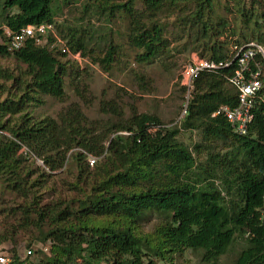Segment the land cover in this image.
Segmentation results:
<instances>
[{
  "label": "trees",
  "instance_id": "trees-1",
  "mask_svg": "<svg viewBox=\"0 0 264 264\" xmlns=\"http://www.w3.org/2000/svg\"><path fill=\"white\" fill-rule=\"evenodd\" d=\"M52 1L0 0V25L17 31L28 25L52 24ZM93 2L102 12L109 11V18L119 16L127 19L130 28L126 33V43L141 51L136 54L138 62H150L166 48L162 37L164 25L151 19L150 24L145 25L143 15L134 8V4L139 2L145 12L153 15L166 0H89L87 5ZM195 2L198 5L193 16L200 21L201 37L211 43H206L203 50L207 58L200 59L216 63L224 61L230 47L235 44L254 42L264 47V0ZM205 14L214 23L205 19ZM240 29L246 31L240 34L242 41H233L229 46L227 42L219 41L227 34L237 36ZM69 41L68 44L73 42L71 49L74 52L83 47L73 35ZM114 46L117 45H109L105 56L94 57L93 62L109 65L113 60ZM52 50L26 41L19 50L9 52L0 43V56H11L23 64L25 75L29 78V82L14 78L21 94L16 101L3 103L6 108L1 106L0 116L22 113L25 105L36 101L35 96H49L59 101L64 99L63 77L71 70L69 66L73 62L62 61ZM232 71L230 67L199 76L184 121V125L192 128L202 127L207 139L214 137L233 142L224 170L226 178L223 187L208 181L211 174H207L209 178H206L195 173L191 180L183 177L184 173L193 169L194 159L186 147L174 141L177 131L161 128L160 121L152 115L133 112L130 118L119 121L109 131L107 124L87 123L76 107L68 108L59 116L58 122L48 119L35 121L25 114L13 127L0 122V175L6 170L12 173L31 155L43 157L42 162L46 168L49 167L48 170H57L63 166L67 153L74 149L83 150V153L72 154L75 161L82 163L89 154L99 157L106 152L109 159L95 165L93 174L96 176L106 172V168H98L107 165L110 159L128 168L112 176H101V180L96 179L100 193L79 202L77 207L66 206L64 211H56L45 205L36 213L35 207L27 205L21 211L20 227H35L40 233L39 241H48L52 250L60 252V256L54 255L41 264H155L151 258L144 263L143 256L149 252L153 257L164 259L165 255L173 256L186 250L200 252L204 263L218 264V259L238 239L243 241L244 246L232 264H264V86L260 92L262 98L256 101L248 133L238 136L222 116L211 117L221 106L236 105V92L226 81V76ZM11 78L8 72L0 70V79ZM108 105L105 103L103 106L116 114L113 104ZM116 115L120 119V114ZM111 134L113 138H110ZM105 142H108V147ZM238 157L241 158L240 164H237ZM160 161H170L166 168L176 178L173 184L130 189L134 188L130 172L135 175L150 174L153 166ZM20 182L22 185V180ZM115 184L125 189L107 190ZM150 214H160L167 220L156 239L148 235L142 237L134 228ZM94 216L111 217L114 223L104 224L86 234L81 232L85 231V226L82 225L80 232H76L71 225L72 219L81 223L94 220ZM42 225L46 226L45 231ZM12 228L11 225L0 226L3 231L0 233V244L11 241L12 233H16L10 230ZM145 246L148 247L146 252L143 250ZM11 264L31 263L21 261L14 254Z\"/></svg>",
  "mask_w": 264,
  "mask_h": 264
},
{
  "label": "rangeland",
  "instance_id": "rangeland-1",
  "mask_svg": "<svg viewBox=\"0 0 264 264\" xmlns=\"http://www.w3.org/2000/svg\"><path fill=\"white\" fill-rule=\"evenodd\" d=\"M88 1L53 0V23L41 44L50 50L53 49L52 53L61 57L62 61L73 62L69 66L70 72L68 71L63 77L64 99L59 101L49 96H35L36 101L25 105L22 113L2 114L0 122L7 127H13L18 124L23 114L35 121L48 119L58 122L59 116L68 108L76 107L87 123L107 124L109 131L116 127L114 125L119 121L130 118L133 112L152 115L160 121L161 128L177 131L174 141L186 147L193 157L194 167L184 173L183 177L191 180L195 173L203 174L206 178H209L207 174H211L212 177L208 181L223 187L222 183L226 178L224 170L230 159L228 156L233 142L229 139H214V137L207 139L202 127L192 128L184 125L187 118L182 116L185 91L180 83V72L193 58H207L203 50L206 43H210L207 38L201 37L200 21L193 16L198 4L195 0L176 2L166 0L153 15L145 12L139 2L134 4L136 11L143 15L145 25L150 24V19L160 21L164 25L162 37L166 44V48L154 60L140 63L136 54L141 51L129 47L126 43V33L130 28L127 19L119 16L109 18V11L102 12L94 2L92 5H87ZM204 17L208 21L211 20L206 14ZM211 23H214L213 19ZM241 33L244 34L246 31L240 29L237 36L227 34L220 37L219 41L227 42L229 46L233 41L243 40L240 37ZM71 35L78 39L79 45L83 46L76 52L71 49L73 42L68 44ZM247 37L250 38L249 35ZM113 44L117 45V48L114 46L113 60L109 65L93 62L94 57H104L109 45ZM61 47L65 48V53L62 52ZM62 54L64 56H61ZM0 70L8 72L12 77L9 80L0 79L1 109V106L6 108V105H3L5 101L14 102L21 94L14 78L25 82H29V78L25 75V66L11 56H0ZM105 103H109L108 106H111L110 103L113 104L116 114H120V119L110 109H105L103 106ZM113 136L111 134L110 138ZM105 146L108 147V142H105ZM75 152L83 153V150H70L63 166L57 170L42 168L37 160L43 161V157L28 156L21 167H16L12 173L9 170L1 173L0 226L11 225L13 228L10 230L16 233H12L11 241L1 243L0 246L7 249L11 259L16 254L21 261L28 260L31 264H41L48 262L54 255L60 256V252L50 248L48 241H39L40 233L35 227H20L18 221L21 220V211L25 210L27 205L35 207L36 213L39 212L38 208H44L45 205L56 211H64L66 206L77 207L79 202L94 197L99 192L96 179L101 180V176H112L116 172L128 170L126 166H120V163L110 159L107 165L98 168L100 170L106 168V172L96 176L93 174L95 165L109 159L106 158V152L99 157L89 154L96 160L93 167L87 165V157L83 163L75 161L76 159L72 158ZM240 159L238 157L237 164H240ZM169 163L170 161L156 163L150 174L135 175L130 172L134 182V188L130 189L142 190L173 184L176 178L166 168V164ZM181 181L185 180L181 179ZM12 185L17 188L14 189ZM123 189L125 188L115 184L107 190ZM262 210V220H264V208ZM32 214L34 213L30 214L31 219ZM166 222L162 215L150 214L136 223L134 228L138 235L142 237L148 235L156 239L159 229L164 227ZM110 223H114L111 217L94 216V220L81 223L72 219L70 224L75 227L76 232H80L79 228L82 225L85 226V231L81 232L86 234L90 230ZM42 230L45 231L46 226L42 225ZM0 233H3L1 229ZM243 246V241L238 239L230 250L218 259V264H232ZM29 249L32 251L31 255L25 256ZM147 249L148 247L145 246L144 252ZM149 258L155 264H207L201 261L200 252L191 250L173 256L165 255L164 259L153 257L147 252L143 256V262L147 263Z\"/></svg>",
  "mask_w": 264,
  "mask_h": 264
},
{
  "label": "built area",
  "instance_id": "built-area-1",
  "mask_svg": "<svg viewBox=\"0 0 264 264\" xmlns=\"http://www.w3.org/2000/svg\"><path fill=\"white\" fill-rule=\"evenodd\" d=\"M50 29L49 23L28 25L17 31H11L6 25H0V43L5 45L9 52L19 50L26 41H33L34 45L41 46ZM64 49L62 48V52ZM230 67L233 71L226 76V81L236 92V105L221 106L211 114V117L222 116L234 134L244 136L249 131L254 118L253 110L256 101L262 98L260 92L264 86V47L254 42L232 45L224 61L216 63L207 59L193 58L183 67L180 72V83L185 91L182 116L187 114V106L199 76L203 73H218ZM37 161L42 168L45 167L42 161ZM95 161V158L87 156L86 163L89 167H93ZM31 252L30 249L27 250L25 256H30ZM11 262L7 249L0 246V264H11Z\"/></svg>",
  "mask_w": 264,
  "mask_h": 264
}]
</instances>
